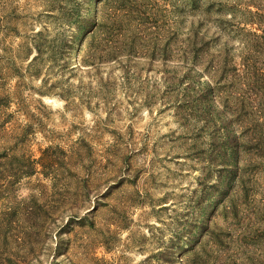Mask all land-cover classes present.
<instances>
[{
	"label": "rangeland",
	"instance_id": "obj_1",
	"mask_svg": "<svg viewBox=\"0 0 264 264\" xmlns=\"http://www.w3.org/2000/svg\"><path fill=\"white\" fill-rule=\"evenodd\" d=\"M194 25L249 66L237 143L161 81ZM0 264H264V0H0Z\"/></svg>",
	"mask_w": 264,
	"mask_h": 264
},
{
	"label": "trees",
	"instance_id": "obj_2",
	"mask_svg": "<svg viewBox=\"0 0 264 264\" xmlns=\"http://www.w3.org/2000/svg\"><path fill=\"white\" fill-rule=\"evenodd\" d=\"M125 15L126 13L123 11L118 12L115 19L117 23L111 27L118 28L119 31L117 42L120 45V56L123 53L122 24L124 23ZM218 20L220 21V19ZM88 23L94 24L96 20L88 18ZM221 24L225 23L222 22ZM200 28V26L196 27L194 25L186 39L181 40L177 33L178 38L175 41L159 44L156 48L159 51V56H155L154 60L158 59L162 64V68H164L161 71L162 83L167 88L185 87L188 92H194L198 98L195 113L202 120L212 119L214 122V119L217 121V118H219L221 125L219 131H222L221 137L225 140L224 143H237L238 137L232 129L236 124H241L240 110L243 105L239 106L237 104V99L233 95V85L229 83L236 76L246 81L250 76L249 66L241 63L243 68L239 70L236 64H233L231 69L227 70L226 66L231 53L229 49L230 42H222V38L219 35L209 36L208 31L203 32ZM97 29L102 30L98 22L96 25ZM213 50L214 52L211 54ZM173 61L175 66L170 67L169 64ZM210 63H213L211 67L209 66ZM202 233L203 229L195 230L193 237L198 236L199 238Z\"/></svg>",
	"mask_w": 264,
	"mask_h": 264
},
{
	"label": "bare ground",
	"instance_id": "obj_3",
	"mask_svg": "<svg viewBox=\"0 0 264 264\" xmlns=\"http://www.w3.org/2000/svg\"><path fill=\"white\" fill-rule=\"evenodd\" d=\"M80 55V54H79Z\"/></svg>",
	"mask_w": 264,
	"mask_h": 264
}]
</instances>
